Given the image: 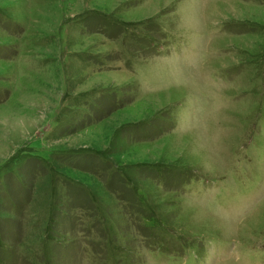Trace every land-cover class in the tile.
Segmentation results:
<instances>
[{"label":"rangeland","instance_id":"1","mask_svg":"<svg viewBox=\"0 0 264 264\" xmlns=\"http://www.w3.org/2000/svg\"><path fill=\"white\" fill-rule=\"evenodd\" d=\"M0 264H264V0H0Z\"/></svg>","mask_w":264,"mask_h":264}]
</instances>
